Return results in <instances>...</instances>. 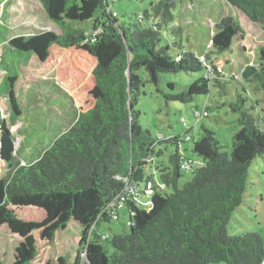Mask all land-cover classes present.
Segmentation results:
<instances>
[{
	"label": "trees",
	"instance_id": "trees-1",
	"mask_svg": "<svg viewBox=\"0 0 264 264\" xmlns=\"http://www.w3.org/2000/svg\"><path fill=\"white\" fill-rule=\"evenodd\" d=\"M226 1L236 15L216 24L207 59L177 42L171 50L169 39L164 42L165 29L175 21V0L153 1L137 21L127 23L108 0H40L62 33L46 30L0 41V72L14 116L23 113L27 91L41 78L54 79L48 83L72 97L77 108L74 123L27 163L17 155L16 135L0 113L1 159L8 165L0 179V232L20 238L13 259L0 251V264L263 263L261 235H232L228 224L243 202L252 161L264 153V103L258 107L251 97L246 105L236 91L237 99L228 103L240 126L232 150L204 127V136L192 146L204 164L183 186L181 163L194 168L197 162L180 153V136L153 135L144 128L137 107L145 85L142 69L157 87L162 73L201 74L179 93L169 82L170 101L230 94L231 86L216 77L223 74L211 53L231 50L234 39L252 29L264 31V0ZM72 21L93 24L86 29ZM5 48L25 53V59L6 61ZM244 79L256 84L264 100V47L259 65ZM208 109L205 102L203 110ZM255 109L258 117L251 112ZM198 111H193L197 121ZM162 159L167 163L159 167ZM150 181L153 192L146 195L143 183ZM128 183L133 190H127ZM124 210L126 229L110 238L101 225L121 220Z\"/></svg>",
	"mask_w": 264,
	"mask_h": 264
},
{
	"label": "rangeland",
	"instance_id": "rangeland-1",
	"mask_svg": "<svg viewBox=\"0 0 264 264\" xmlns=\"http://www.w3.org/2000/svg\"><path fill=\"white\" fill-rule=\"evenodd\" d=\"M153 1L158 0H108L111 8L119 14L121 22L126 23L137 21V17L149 8ZM175 1L176 5L173 9L175 21L173 23L177 29H180V33H174L173 23H171L165 29L164 42L166 43L169 39L171 50H176L173 43L177 42L185 50H191L202 59H207L206 54L212 51V38L216 33V24L224 17L235 16L234 7L226 0ZM72 24L75 27L91 29L93 23L92 21H72ZM46 30L62 33L61 26L50 19L40 0H0V41H3L6 36L11 39L18 35H30ZM263 47L264 31L256 28L244 37L238 35L234 39L231 50L223 54L211 53L213 59L218 58L219 68L223 74L222 77L219 75L216 77L218 76L217 78L231 86L232 93L229 91L230 94L224 95L223 99L210 93L209 97L207 95L195 96L190 103L170 101L166 97L167 94L173 93L169 89V82L175 83L174 93H179L187 90L201 74L185 71L162 73L159 87H157L147 81L148 75L144 69L140 71L145 79V85L142 87L143 93L137 105L142 112V125L148 128L153 135L180 136L182 140L180 153L183 157L197 162L194 168H190L184 162L181 163V186L191 180L194 171L204 164L203 158L192 151L194 141L204 136V127L216 132L226 151L232 150L233 135L240 126L237 122L238 114L230 109L228 103L237 99L236 91L241 92L245 97L246 105L250 104L251 97L258 100V107L263 105V95L255 89L256 84L249 81L247 83L244 79L246 72L252 68L256 69L259 65ZM5 50V53L7 52L6 61L17 64L19 59H25L23 52L11 50L8 52L7 48ZM3 52V46L0 44V58ZM4 74L5 72H0V113L16 135L17 155L24 163L32 162L51 145L58 135L74 123L77 118L76 102L65 92L55 91L53 84L48 83L54 79L41 78L39 83L27 91L23 113L20 116H14L7 102L6 83L2 79ZM237 82H241L240 85ZM213 89L218 91L216 88ZM205 102L209 106V115L197 121L193 116V111L196 108L202 111ZM259 111L255 109L251 112L258 117ZM187 135H190L192 140H186ZM175 150V147L167 150L166 155L169 156L170 152ZM166 163V159H162L159 167H163ZM7 166V163L0 159V179L6 175ZM146 172L150 174L151 171L148 168ZM144 186L143 183L145 190ZM167 191L171 192L170 189ZM141 207L148 210L145 202ZM128 219L124 210L121 220L103 223L101 229L112 238L114 233L126 229L124 224L128 222ZM228 232L232 235L258 232L264 241V153L258 155L249 167L248 184L243 202L233 212L228 224ZM19 240L18 236L0 232V251L8 253V260L13 259L14 248Z\"/></svg>",
	"mask_w": 264,
	"mask_h": 264
},
{
	"label": "built area",
	"instance_id": "built-area-1",
	"mask_svg": "<svg viewBox=\"0 0 264 264\" xmlns=\"http://www.w3.org/2000/svg\"><path fill=\"white\" fill-rule=\"evenodd\" d=\"M208 114H209V112L207 111V110H203V111H198L197 112V118L199 119V118H201V117H203V116H208ZM188 139H190V137H188ZM152 186H153V183H152V181H150V182H148L147 183V185H146V187H145V190H146V194H150V193H152L153 192V190H152ZM165 186V184H162V187H164ZM133 190L134 188L132 187V186H129V183L127 184V190ZM137 189V188H136Z\"/></svg>",
	"mask_w": 264,
	"mask_h": 264
},
{
	"label": "water",
	"instance_id": "water-1",
	"mask_svg": "<svg viewBox=\"0 0 264 264\" xmlns=\"http://www.w3.org/2000/svg\"><path fill=\"white\" fill-rule=\"evenodd\" d=\"M8 102V101H7ZM0 143H1V141H0ZM2 157H1V151H0V159H1Z\"/></svg>",
	"mask_w": 264,
	"mask_h": 264
},
{
	"label": "crops",
	"instance_id": "crops-1",
	"mask_svg": "<svg viewBox=\"0 0 264 264\" xmlns=\"http://www.w3.org/2000/svg\"><path fill=\"white\" fill-rule=\"evenodd\" d=\"M6 38H7V36H6Z\"/></svg>",
	"mask_w": 264,
	"mask_h": 264
},
{
	"label": "bare ground",
	"instance_id": "bare-ground-1",
	"mask_svg": "<svg viewBox=\"0 0 264 264\" xmlns=\"http://www.w3.org/2000/svg\"><path fill=\"white\" fill-rule=\"evenodd\" d=\"M8 105V104H7Z\"/></svg>",
	"mask_w": 264,
	"mask_h": 264
}]
</instances>
